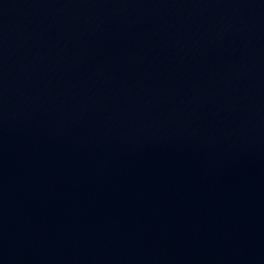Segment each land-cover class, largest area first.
<instances>
[{"label":"water","instance_id":"95a60500","mask_svg":"<svg viewBox=\"0 0 264 264\" xmlns=\"http://www.w3.org/2000/svg\"><path fill=\"white\" fill-rule=\"evenodd\" d=\"M0 264H264V0H0Z\"/></svg>","mask_w":264,"mask_h":264}]
</instances>
